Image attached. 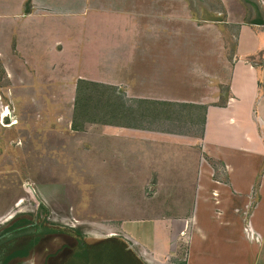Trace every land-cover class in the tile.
<instances>
[{"label": "rangeland", "instance_id": "1", "mask_svg": "<svg viewBox=\"0 0 264 264\" xmlns=\"http://www.w3.org/2000/svg\"><path fill=\"white\" fill-rule=\"evenodd\" d=\"M198 6L221 20L201 18ZM249 7L244 0H0V232L15 225L6 255L26 252L6 264H66L78 249L69 231L94 259L110 243L116 264H131L128 255L144 264L186 259L199 230L191 214L177 213L185 204L148 202L152 187L128 173L126 131L70 130L74 86L81 78L128 99L225 105L236 23L256 17ZM5 107L10 116L2 118ZM204 160L218 181L222 167ZM167 208L174 218H158ZM179 226L178 237L168 233ZM32 227L56 232L30 234Z\"/></svg>", "mask_w": 264, "mask_h": 264}, {"label": "crops", "instance_id": "2", "mask_svg": "<svg viewBox=\"0 0 264 264\" xmlns=\"http://www.w3.org/2000/svg\"><path fill=\"white\" fill-rule=\"evenodd\" d=\"M244 1L256 17L236 23L227 102L190 103L206 105L201 133L197 124L177 131L167 121L147 130L104 126L129 133L126 166L131 164L128 173L133 170L152 187L148 202H181L179 216L193 217L199 233L191 234L186 264H264V0ZM204 156L222 167L218 181ZM158 214L174 218L171 208ZM169 228L178 237L183 226Z\"/></svg>", "mask_w": 264, "mask_h": 264}, {"label": "trees", "instance_id": "3", "mask_svg": "<svg viewBox=\"0 0 264 264\" xmlns=\"http://www.w3.org/2000/svg\"><path fill=\"white\" fill-rule=\"evenodd\" d=\"M25 10H28V7ZM205 112L206 105L140 98L128 99L123 96L122 92L119 93L115 86L80 78L76 80L74 86L70 130L74 133H80L92 126L147 130L153 125H162V121H167L177 131L183 130L186 126L197 124L200 126L201 133ZM40 209L45 212L43 206H40ZM28 229L30 234L38 235L56 232V230L44 227L35 228L34 231H32L33 227ZM15 232V225L0 232V264H6L10 259L16 256H24L26 253L23 250L13 251L6 255V246L11 236L17 235L14 234ZM68 234L76 235L78 249L69 257L66 264H95V262H98L97 264H116L117 259L114 256L111 243L107 250L102 249L99 253L100 256L94 259L95 254L87 249L74 231H69ZM35 242L36 240L31 241L30 246H33ZM118 245L123 252H126L125 246L119 242ZM127 260L131 264H144L140 259L129 255L125 262ZM172 264L186 263L181 259H174Z\"/></svg>", "mask_w": 264, "mask_h": 264}, {"label": "water", "instance_id": "4", "mask_svg": "<svg viewBox=\"0 0 264 264\" xmlns=\"http://www.w3.org/2000/svg\"><path fill=\"white\" fill-rule=\"evenodd\" d=\"M198 8H199L198 10L200 12V17L201 18H204L206 16V17H208V18H210L212 20H217V21L221 20V17L218 15V13L211 12L209 15H205L204 12H203L202 7L198 6ZM4 110H5V112L2 114V118H4L5 116L9 117L10 114H9L8 108L5 107Z\"/></svg>", "mask_w": 264, "mask_h": 264}]
</instances>
